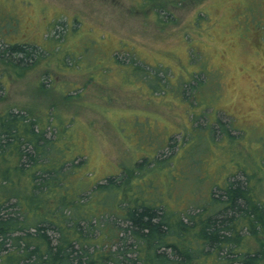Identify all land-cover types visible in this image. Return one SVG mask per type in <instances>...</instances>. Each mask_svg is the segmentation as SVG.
<instances>
[{"label":"rangeland","instance_id":"374dc122","mask_svg":"<svg viewBox=\"0 0 264 264\" xmlns=\"http://www.w3.org/2000/svg\"><path fill=\"white\" fill-rule=\"evenodd\" d=\"M15 44L34 59L1 54ZM134 62L162 70L164 91L130 77ZM10 108L55 125L54 111L75 115L95 180L146 157L139 182L173 208L205 204L230 175L264 206V0H0V114ZM261 242L242 247L264 264Z\"/></svg>","mask_w":264,"mask_h":264},{"label":"trees","instance_id":"16d2710c","mask_svg":"<svg viewBox=\"0 0 264 264\" xmlns=\"http://www.w3.org/2000/svg\"><path fill=\"white\" fill-rule=\"evenodd\" d=\"M36 52L15 44L1 54L27 64ZM132 66L138 76L130 77L164 91L162 70L152 77L143 65ZM69 93L66 101L75 98ZM32 109L0 114V264H261V251L242 247L245 238L264 233V206L249 179L230 175L219 192L204 196L205 204L176 209L138 180L153 160L95 180L79 142L83 124L54 111L55 125L51 113L38 117ZM217 125L232 135L223 121Z\"/></svg>","mask_w":264,"mask_h":264}]
</instances>
